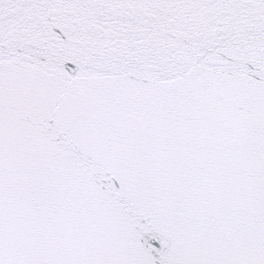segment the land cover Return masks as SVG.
Wrapping results in <instances>:
<instances>
[{
    "label": "snow or ice",
    "instance_id": "6c2138e0",
    "mask_svg": "<svg viewBox=\"0 0 264 264\" xmlns=\"http://www.w3.org/2000/svg\"><path fill=\"white\" fill-rule=\"evenodd\" d=\"M0 264H264V0H0Z\"/></svg>",
    "mask_w": 264,
    "mask_h": 264
}]
</instances>
